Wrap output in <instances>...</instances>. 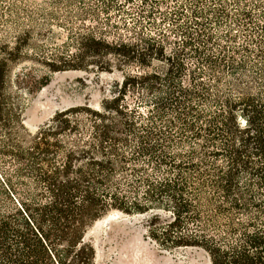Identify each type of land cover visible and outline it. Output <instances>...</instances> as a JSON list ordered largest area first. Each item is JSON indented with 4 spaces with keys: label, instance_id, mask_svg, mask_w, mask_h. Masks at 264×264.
<instances>
[{
    "label": "trees",
    "instance_id": "trees-1",
    "mask_svg": "<svg viewBox=\"0 0 264 264\" xmlns=\"http://www.w3.org/2000/svg\"><path fill=\"white\" fill-rule=\"evenodd\" d=\"M90 2L0 0V264H94L86 235L113 211L147 216L164 250L264 264V0ZM60 10L72 26L49 52L35 30ZM29 51L120 78L31 133L20 93L50 77L10 82Z\"/></svg>",
    "mask_w": 264,
    "mask_h": 264
},
{
    "label": "rangeland",
    "instance_id": "rangeland-1",
    "mask_svg": "<svg viewBox=\"0 0 264 264\" xmlns=\"http://www.w3.org/2000/svg\"><path fill=\"white\" fill-rule=\"evenodd\" d=\"M86 1L89 2L88 4L91 3V0ZM95 3L98 6L97 2ZM122 6L129 13H136L134 6L123 2ZM110 14L113 24H121L125 20L132 22L128 16L121 13ZM54 15H56L55 20L46 29L35 30L37 38L47 44L46 48L49 52L66 41L67 30L72 26L71 23H66L67 18L61 10L56 11ZM86 24L94 23L87 21ZM118 32L122 35L126 34L122 29ZM52 35L56 37V40L52 41L53 44L49 41ZM33 55L34 52L29 51L30 57L15 67L10 77L12 82L18 71L26 70H32L37 76L47 74L50 77L49 82L36 93H20L24 107L23 123L31 133L48 122L57 111L84 104L97 106L112 82L120 78V73L116 70L112 73L98 72L95 67L52 73L34 60ZM13 86L11 83V88ZM146 219L147 216L144 215H127L113 211L97 221L86 235V241L95 251L94 264H210L208 256L200 249L164 250L158 247L147 238Z\"/></svg>",
    "mask_w": 264,
    "mask_h": 264
},
{
    "label": "bare ground",
    "instance_id": "bare-ground-1",
    "mask_svg": "<svg viewBox=\"0 0 264 264\" xmlns=\"http://www.w3.org/2000/svg\"><path fill=\"white\" fill-rule=\"evenodd\" d=\"M110 217H111V216H108L109 219H112V218H110Z\"/></svg>",
    "mask_w": 264,
    "mask_h": 264
}]
</instances>
